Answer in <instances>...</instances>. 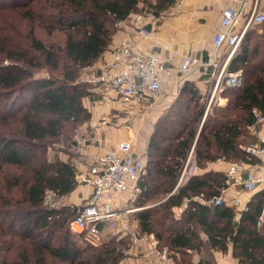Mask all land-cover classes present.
Masks as SVG:
<instances>
[{
  "label": "trees",
  "instance_id": "1",
  "mask_svg": "<svg viewBox=\"0 0 264 264\" xmlns=\"http://www.w3.org/2000/svg\"><path fill=\"white\" fill-rule=\"evenodd\" d=\"M175 2L11 1L15 23L0 26V264H120L114 238L93 245L71 230L77 206L46 203L49 192L63 197L79 186L75 165L49 159L48 147L63 135L73 139L90 120L84 98L94 86L82 73L110 50L118 23ZM229 68L243 71V83L225 85L227 103L206 114L200 129L206 95L187 82L155 125L138 181L137 207L161 198L137 211L140 232L153 234L176 260L179 253L181 264H193L189 250L201 255L198 264H216L213 251L230 249L239 264H264V190L239 214L209 203L231 184L224 172L193 174L177 187L192 149L199 169L219 160L256 161L245 147L258 140L255 110L264 114V22L246 32Z\"/></svg>",
  "mask_w": 264,
  "mask_h": 264
},
{
  "label": "crops",
  "instance_id": "2",
  "mask_svg": "<svg viewBox=\"0 0 264 264\" xmlns=\"http://www.w3.org/2000/svg\"><path fill=\"white\" fill-rule=\"evenodd\" d=\"M255 1L176 0L174 5L162 12L152 14H149L148 11L144 12V14L146 13V27L148 24L152 25V29L148 30L146 35L140 32V28L135 22L137 13L118 23V31L114 36L110 50L93 66L84 70L81 80L88 82L90 77L100 74L112 76L118 73L121 70L120 66L115 69H110L108 66L113 59V51L120 44L130 41L138 51L153 52L160 58L166 68V72L163 74V91L157 96L145 94L131 103H124L115 91L106 89L100 83L93 84L92 93L84 98V105L92 116L76 132L73 137L74 144L70 146L68 152L57 156L63 161H71L76 167L79 186L69 195L63 196L65 199H69L70 203L68 204L78 208L80 199L90 198L93 189L90 185L81 183L79 175L88 170L93 158L112 149L118 142L133 140L136 154L142 157L145 162L148 160V147L156 123L174 103L182 89L186 88L187 82L194 84L203 95L213 93L219 68H214L210 63L217 56L221 62L228 56L227 48H222L217 52L213 43L215 34L221 29L223 10L233 7L239 11L234 30L241 31L250 17ZM258 9L264 13V0H258ZM186 56L192 57L193 62L191 69L183 73L180 71V67ZM249 57L253 60L258 58V56ZM90 102L94 103L92 107L89 106ZM261 130L264 131L263 128ZM232 163L219 160L210 163L206 169L197 167L195 174H203L211 170L226 174ZM250 166H246V174L252 171ZM256 176L260 177L261 181L258 188L253 191L246 190L240 185L230 184L221 195L226 201V205L231 206V201L237 199L239 205L232 207H236V209L239 207L240 212L238 209L237 211L240 214L248 206L253 195L264 190V173L261 170L257 171ZM136 187L138 188V182ZM137 193L132 185L128 191L119 195L116 204V207L121 210L134 209L126 215L127 229L124 233L129 230L131 218L133 226L134 224L137 226L135 223V221L137 222V211L149 205L137 207L135 205ZM182 210V208L177 209L179 215ZM165 249L170 251L168 247ZM145 250L143 251L145 252ZM162 253L164 254V252ZM189 253L192 254L193 264H198L201 255L190 250ZM147 254L148 252L146 256L128 258V261H133L136 264H181L179 253L177 254L179 260L167 254L165 259L162 258L163 254L160 257L156 254H152V256ZM213 256L216 264H239L232 255V249L226 253L213 251Z\"/></svg>",
  "mask_w": 264,
  "mask_h": 264
},
{
  "label": "built area",
  "instance_id": "3",
  "mask_svg": "<svg viewBox=\"0 0 264 264\" xmlns=\"http://www.w3.org/2000/svg\"><path fill=\"white\" fill-rule=\"evenodd\" d=\"M238 17L239 11L237 9L225 8L221 18V29L214 36L213 43L216 51L219 52L220 49L227 48L228 56L223 62L217 56L210 63L214 68H219L212 97L215 96L220 85H242L243 71L231 70L229 68L230 62L248 29L264 22V13L258 9V0L255 1L250 17L241 31L234 30ZM145 20L146 13L135 15V22L143 35L148 33ZM192 62V57L186 56L180 71L183 73L189 71ZM108 66L110 69L120 66L121 70L112 76L100 74L90 77L88 82L91 84L100 83L106 89L115 91L124 103H131L145 94L157 96L163 91V74L166 72V68L161 63L160 58L153 52L138 51L130 41H126L115 48L113 59ZM93 105L94 103L90 102L89 106L92 107ZM255 114L256 122L260 125V129L254 130L258 140L247 145L245 151L254 155L256 161L251 164L233 162L225 174L231 184L240 185L249 191L257 189L261 181V178L256 176V172L261 170L264 173V131L261 130L264 129V114L257 110H255ZM193 154L192 149L183 167L177 187L196 173L197 165ZM247 165H251L252 171L246 174ZM145 172L146 162L136 154L133 140H122L112 149L93 158L88 170L79 175L80 182L90 185L93 191L87 202L78 207L75 217L70 222L71 230L83 235L85 240L93 245L101 244L103 231L106 229L118 228L119 231L124 232L127 229L126 215L134 209H118L116 204L119 195L128 191L132 185L138 192L139 189L136 184ZM209 203L221 205L226 204V201L222 196H219ZM238 205L237 199L231 201V206ZM162 258H166V252ZM125 264L136 263L128 261Z\"/></svg>",
  "mask_w": 264,
  "mask_h": 264
},
{
  "label": "rangeland",
  "instance_id": "4",
  "mask_svg": "<svg viewBox=\"0 0 264 264\" xmlns=\"http://www.w3.org/2000/svg\"><path fill=\"white\" fill-rule=\"evenodd\" d=\"M11 1L12 0H0V10H2L3 12L2 15L3 21L0 22V26H6L15 23L16 13L18 10L11 11L10 8H8L10 6ZM38 35L40 37H43L44 39H47V34L43 30H38ZM43 74H46V72L41 71L38 73V75H43ZM225 87H226L225 85H220L218 89V93H216L214 97H212V94L210 95L209 93L206 94V100H207L206 111L204 117L202 118L201 122L198 125L199 129L202 126L206 114H208L209 112L213 113L215 108L219 107L218 105H225L227 103L225 97H222L221 100V94L224 91ZM1 106L2 104L0 103V108ZM254 130L253 132H255ZM73 140L74 139H70V140L67 139V135H63L58 139L51 140L48 147L49 159H53L57 156L62 155L65 152H68L70 146L74 144ZM147 162L148 160L146 161V166H147ZM160 199L161 198H158L156 201L150 202L148 207L156 205ZM80 200L81 201L79 207H81L87 202V200H82V199ZM46 203L52 207H61V206L70 205L68 204L70 203L68 198L65 199V197H57L51 192L48 193ZM237 209L239 211V207H237ZM176 214L179 215V212L176 211ZM135 223L137 222L135 221ZM112 238L115 239L114 243L119 247V251L123 253V259L121 260L120 264L127 263L128 258L134 256L135 257L146 256L147 252H148L147 255L151 254V256L152 254H156L160 257L161 254H163L162 252H166L167 255L173 256L171 251L166 250L165 249L166 246L163 245V243H159L154 235L141 233L138 228V225L136 226V224H134L133 226L132 218L130 220L129 230L126 233L119 231L118 228L104 230L103 239L101 243L105 241H109ZM145 249H147L148 251ZM143 250H145L146 253Z\"/></svg>",
  "mask_w": 264,
  "mask_h": 264
},
{
  "label": "water",
  "instance_id": "5",
  "mask_svg": "<svg viewBox=\"0 0 264 264\" xmlns=\"http://www.w3.org/2000/svg\"><path fill=\"white\" fill-rule=\"evenodd\" d=\"M156 15H159V13H156ZM147 28H148V30H151L152 29V25L151 24H148L147 25Z\"/></svg>",
  "mask_w": 264,
  "mask_h": 264
}]
</instances>
